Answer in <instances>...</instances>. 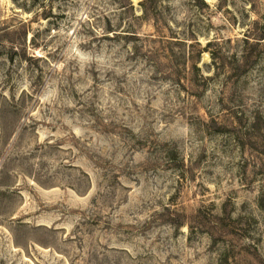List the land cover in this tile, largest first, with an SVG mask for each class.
<instances>
[{
	"label": "rangeland",
	"instance_id": "1",
	"mask_svg": "<svg viewBox=\"0 0 264 264\" xmlns=\"http://www.w3.org/2000/svg\"><path fill=\"white\" fill-rule=\"evenodd\" d=\"M0 264H264V0H0Z\"/></svg>",
	"mask_w": 264,
	"mask_h": 264
},
{
	"label": "trees",
	"instance_id": "2",
	"mask_svg": "<svg viewBox=\"0 0 264 264\" xmlns=\"http://www.w3.org/2000/svg\"><path fill=\"white\" fill-rule=\"evenodd\" d=\"M199 69V68H198ZM200 70V69H199Z\"/></svg>",
	"mask_w": 264,
	"mask_h": 264
}]
</instances>
